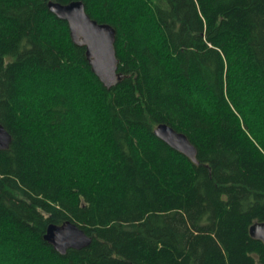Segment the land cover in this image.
I'll return each mask as SVG.
<instances>
[{"label": "trees", "instance_id": "obj_1", "mask_svg": "<svg viewBox=\"0 0 264 264\" xmlns=\"http://www.w3.org/2000/svg\"><path fill=\"white\" fill-rule=\"evenodd\" d=\"M54 1L115 29L118 85ZM0 126V264H264V0H0ZM66 223L90 245L56 252Z\"/></svg>", "mask_w": 264, "mask_h": 264}, {"label": "water", "instance_id": "obj_2", "mask_svg": "<svg viewBox=\"0 0 264 264\" xmlns=\"http://www.w3.org/2000/svg\"><path fill=\"white\" fill-rule=\"evenodd\" d=\"M47 7L58 19L67 23L73 44L84 48L86 60L99 82L106 89L118 85L124 75L118 72L115 29L108 24L98 23L91 19L81 1H72L67 4L49 2ZM153 133L173 150L183 154L192 162H197L196 148L184 134L166 124H158ZM10 141L9 133L0 126V150L7 149ZM249 234L251 238L264 244V223L253 224L249 228ZM44 239L59 254H65L69 249H84L91 243V238L72 223L61 226L49 225Z\"/></svg>", "mask_w": 264, "mask_h": 264}, {"label": "bare ground", "instance_id": "obj_3", "mask_svg": "<svg viewBox=\"0 0 264 264\" xmlns=\"http://www.w3.org/2000/svg\"><path fill=\"white\" fill-rule=\"evenodd\" d=\"M55 2V1H54Z\"/></svg>", "mask_w": 264, "mask_h": 264}]
</instances>
